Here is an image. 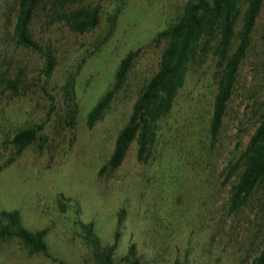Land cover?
Instances as JSON below:
<instances>
[{"label":"rangeland","instance_id":"obj_1","mask_svg":"<svg viewBox=\"0 0 264 264\" xmlns=\"http://www.w3.org/2000/svg\"><path fill=\"white\" fill-rule=\"evenodd\" d=\"M18 1L0 0V73L21 78L16 90L0 91V211L17 210L28 230L47 228L52 257L13 238L0 241V264H96L84 239L87 223L100 244L116 242V261L134 246L139 264H251L264 245V180L232 212L230 188L241 166L226 174L264 110V0L218 135L209 128L219 66L212 50L199 51L143 156L135 138L114 169L115 138L158 69L161 34L189 0H44L29 28L55 55L50 75L41 54L13 39ZM81 7L98 10L96 25L83 33L61 17ZM240 24L239 17L232 48ZM129 51L138 53L122 85L89 126L87 112L112 90ZM38 125L35 141L7 163L13 134Z\"/></svg>","mask_w":264,"mask_h":264},{"label":"trees","instance_id":"obj_2","mask_svg":"<svg viewBox=\"0 0 264 264\" xmlns=\"http://www.w3.org/2000/svg\"><path fill=\"white\" fill-rule=\"evenodd\" d=\"M43 3L44 0L18 1L13 39L16 45L41 54L44 58L42 71L50 75L55 68V55L31 37L29 28L36 10ZM262 3L263 0H246L243 9L241 0H189L185 4L178 21L161 34L165 46L160 55L158 69L134 102L127 124L115 138L114 148L108 160L110 168H117L122 163L128 144L135 138L138 144L137 157L143 156L153 124L170 110L176 92L184 83L187 65L195 59L199 51L204 54L212 50L219 66L209 128L212 138L218 135ZM97 12V8L81 7L71 12H64L61 17L72 30L83 33L96 25ZM239 17L241 24L237 32L238 42L235 48H232ZM137 53V51H129L121 59L112 90L101 96L87 112L86 119L89 126L93 125L108 107ZM20 82L19 76L9 78L5 73H0V91L5 89L14 91ZM67 85L66 94L71 99V84ZM75 111L71 110V118H74ZM39 128L41 125L24 127L13 134L10 143L16 148L15 154L7 163L13 161L15 155L20 154L35 141ZM240 166L241 172L230 188L229 210L232 212L244 206L254 189L264 180V110L259 113L258 126L240 156L236 161L230 162L226 177L230 178ZM83 228L86 232L84 239L86 244L92 247L96 264H139L140 259L135 255L134 246L116 261L114 259L116 242L102 245L98 238L92 235L91 223L84 224ZM47 232V228L31 231L23 227L17 210L0 211V241L16 238L27 249L52 257L45 243ZM251 264H264V245Z\"/></svg>","mask_w":264,"mask_h":264}]
</instances>
